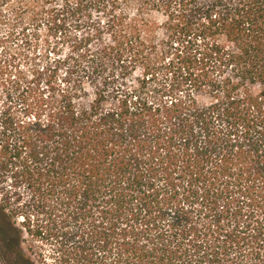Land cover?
<instances>
[{
	"label": "trees",
	"instance_id": "16d2710c",
	"mask_svg": "<svg viewBox=\"0 0 264 264\" xmlns=\"http://www.w3.org/2000/svg\"><path fill=\"white\" fill-rule=\"evenodd\" d=\"M0 235L12 264H264V0H0Z\"/></svg>",
	"mask_w": 264,
	"mask_h": 264
},
{
	"label": "rangeland",
	"instance_id": "374dc122",
	"mask_svg": "<svg viewBox=\"0 0 264 264\" xmlns=\"http://www.w3.org/2000/svg\"><path fill=\"white\" fill-rule=\"evenodd\" d=\"M25 250L27 253H29V247L26 245L24 246ZM31 255V254H29ZM11 257H7L5 254V248H4V244L0 235V264H12L11 262Z\"/></svg>",
	"mask_w": 264,
	"mask_h": 264
}]
</instances>
